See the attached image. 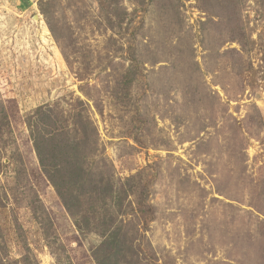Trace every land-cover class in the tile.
I'll return each mask as SVG.
<instances>
[{
  "label": "rangeland",
  "instance_id": "rangeland-1",
  "mask_svg": "<svg viewBox=\"0 0 264 264\" xmlns=\"http://www.w3.org/2000/svg\"><path fill=\"white\" fill-rule=\"evenodd\" d=\"M106 230L105 264H264V0H0V264Z\"/></svg>",
  "mask_w": 264,
  "mask_h": 264
},
{
  "label": "trees",
  "instance_id": "trees-1",
  "mask_svg": "<svg viewBox=\"0 0 264 264\" xmlns=\"http://www.w3.org/2000/svg\"><path fill=\"white\" fill-rule=\"evenodd\" d=\"M41 122V121H40ZM43 122V121H42ZM45 124V123H44ZM43 124V125H44ZM58 129H53V132H56ZM52 133H49L47 134L48 135H51ZM46 136V137H47ZM51 139H46L45 138V135L42 133L39 135H32V141L34 143V146H35V150H36V153L38 155V158H39V161L41 163V166L44 168V171L46 172V174H48V176L50 177V179L52 180V183L54 184V186L57 188L58 190V193L64 198V195L62 193V185L63 184V181H61V183H59L58 181H56L51 175H50V172L48 169H45L47 168L45 162H44V148H45V143L50 141ZM69 141V140H68ZM65 149H69L68 145H66L64 147L63 150ZM62 150V151H63ZM53 170V169H52ZM56 172L57 170V167L55 166V169H54ZM53 172V171H52ZM50 180V181H51ZM54 180V181H53ZM114 187L111 188V190L108 192V196L109 197H113L114 199L115 198H118L119 197V194L115 191H113ZM65 194H68L65 193ZM107 196V195H105ZM127 235H122L121 232H115V233H112L108 230H106L103 234H102V237H103V243L100 245V247H98L96 249V251L94 252V259L96 260V263L97 264H105L104 261H108L110 258V255H111V250L113 247L116 246L117 243H122L124 242V238H126Z\"/></svg>",
  "mask_w": 264,
  "mask_h": 264
},
{
  "label": "crops",
  "instance_id": "crops-1",
  "mask_svg": "<svg viewBox=\"0 0 264 264\" xmlns=\"http://www.w3.org/2000/svg\"><path fill=\"white\" fill-rule=\"evenodd\" d=\"M15 4H17L19 7H26L28 6L29 0H12Z\"/></svg>",
  "mask_w": 264,
  "mask_h": 264
}]
</instances>
